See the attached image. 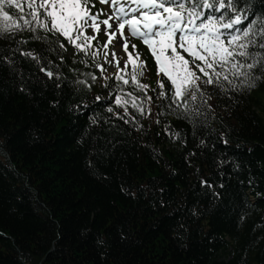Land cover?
Returning a JSON list of instances; mask_svg holds the SVG:
<instances>
[{
	"label": "trees",
	"instance_id": "trees-1",
	"mask_svg": "<svg viewBox=\"0 0 264 264\" xmlns=\"http://www.w3.org/2000/svg\"><path fill=\"white\" fill-rule=\"evenodd\" d=\"M19 68L26 79L34 71L23 60ZM154 73L150 64L141 78L151 89ZM18 83L0 69V264H264V84L221 99L195 140L184 125V143L163 130L177 123L171 115L159 128L142 119L145 133L105 107L69 112L71 102L92 106L95 95L108 96L97 82L58 95L29 81L31 96ZM91 115L98 123L90 126ZM201 138L206 147L197 148ZM201 177L225 185L218 200ZM97 237L108 242L103 250Z\"/></svg>",
	"mask_w": 264,
	"mask_h": 264
},
{
	"label": "snow or ice",
	"instance_id": "snow-or-ice-1",
	"mask_svg": "<svg viewBox=\"0 0 264 264\" xmlns=\"http://www.w3.org/2000/svg\"><path fill=\"white\" fill-rule=\"evenodd\" d=\"M22 60L34 69L27 79L19 68ZM153 62L155 89L141 82ZM64 68L75 75L65 76ZM0 69L17 76L16 90L29 96V81L45 89L51 85L59 95L65 86L76 94L92 91L99 80L108 96L95 95L92 106L71 102L69 112L95 113V107H105L145 133L142 119H153L159 128L162 118L171 115L177 123H165L164 132L188 143L184 125L191 127L195 140L221 99L232 100L264 84V0H0ZM51 104L59 107L60 100ZM121 108L123 113L116 110ZM89 121L90 126L98 123L96 115ZM176 127L181 130L174 131ZM82 141L83 136L78 143ZM196 146L206 147L204 139ZM200 184L214 200L222 195L217 189L225 188L209 177H201ZM95 242L101 250L108 246L104 237Z\"/></svg>",
	"mask_w": 264,
	"mask_h": 264
}]
</instances>
